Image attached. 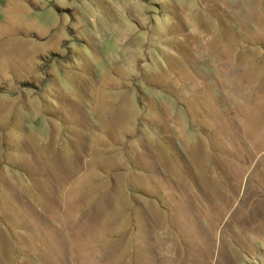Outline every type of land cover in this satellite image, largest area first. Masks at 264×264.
<instances>
[{"label":"rangeland","instance_id":"1","mask_svg":"<svg viewBox=\"0 0 264 264\" xmlns=\"http://www.w3.org/2000/svg\"><path fill=\"white\" fill-rule=\"evenodd\" d=\"M0 264H264V0H0Z\"/></svg>","mask_w":264,"mask_h":264}]
</instances>
